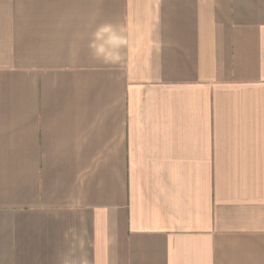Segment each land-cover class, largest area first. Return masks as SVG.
Listing matches in <instances>:
<instances>
[{
    "label": "crops",
    "instance_id": "0c3cea01",
    "mask_svg": "<svg viewBox=\"0 0 264 264\" xmlns=\"http://www.w3.org/2000/svg\"><path fill=\"white\" fill-rule=\"evenodd\" d=\"M0 264H264V0H0Z\"/></svg>",
    "mask_w": 264,
    "mask_h": 264
},
{
    "label": "clouds",
    "instance_id": "9594fccd",
    "mask_svg": "<svg viewBox=\"0 0 264 264\" xmlns=\"http://www.w3.org/2000/svg\"><path fill=\"white\" fill-rule=\"evenodd\" d=\"M87 47L94 61L105 65H119L124 59V53L131 47V39L123 25L102 22L91 33Z\"/></svg>",
    "mask_w": 264,
    "mask_h": 264
}]
</instances>
